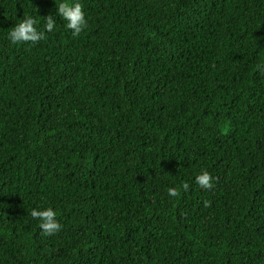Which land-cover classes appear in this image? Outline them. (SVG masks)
Returning <instances> with one entry per match:
<instances>
[{
  "label": "trees",
  "instance_id": "obj_1",
  "mask_svg": "<svg viewBox=\"0 0 264 264\" xmlns=\"http://www.w3.org/2000/svg\"><path fill=\"white\" fill-rule=\"evenodd\" d=\"M58 2L0 0V264H264V0Z\"/></svg>",
  "mask_w": 264,
  "mask_h": 264
},
{
  "label": "clouds",
  "instance_id": "obj_2",
  "mask_svg": "<svg viewBox=\"0 0 264 264\" xmlns=\"http://www.w3.org/2000/svg\"><path fill=\"white\" fill-rule=\"evenodd\" d=\"M55 3L57 5V0H55ZM57 8L59 17L66 22L65 27L71 30L73 37H79L89 24L84 6L80 0H59ZM38 24V20L32 16H25L23 19H19V22L8 33L10 41L13 44L28 42L36 44L45 40L47 38L46 33L54 31L56 18L49 15L46 18V24L43 28H39ZM257 69L264 73V64H258ZM195 183L204 190H212L214 188V178L208 171H202L201 174L197 175L195 177ZM180 187L187 191L190 185L183 183ZM166 191L170 198L180 195L179 187H169ZM204 206L209 207L210 201L205 200ZM30 215L39 222V227L43 235L53 236L63 228V225L57 219V211L52 207L46 209L33 208Z\"/></svg>",
  "mask_w": 264,
  "mask_h": 264
}]
</instances>
